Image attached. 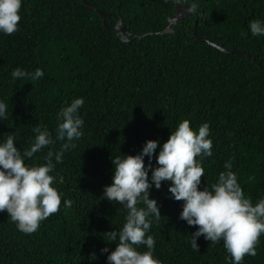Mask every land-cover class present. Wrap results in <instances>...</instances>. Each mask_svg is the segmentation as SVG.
<instances>
[{"label": "trees", "instance_id": "16d2710c", "mask_svg": "<svg viewBox=\"0 0 264 264\" xmlns=\"http://www.w3.org/2000/svg\"><path fill=\"white\" fill-rule=\"evenodd\" d=\"M87 1L106 19L84 0H23L18 31L0 33V99L8 105L0 141L13 135L23 151L34 143L36 127L55 138L59 111L85 100L84 134L52 173L64 194L60 210L32 234L0 212V264H108L117 242L106 233L122 228L127 215L124 205L103 196L114 176L112 158L136 155L158 139L151 159L158 166L160 146L185 119L196 130L210 125L213 155L203 158L199 187L215 183L232 160L245 196L253 204L264 199V36L249 29L252 20L264 19V0H196L198 11L176 23L170 21L176 6L192 0ZM18 67L29 75L14 79ZM38 68L44 76L33 80ZM65 142L26 163H46L49 149L59 151ZM170 183L150 189L161 212L148 233L156 240L154 256L161 264H229L223 241L201 236L199 252L192 248L197 226L180 219L184 202L173 198ZM64 199L72 206L65 208ZM256 249L243 264H264V234Z\"/></svg>", "mask_w": 264, "mask_h": 264}, {"label": "clouds", "instance_id": "9594fccd", "mask_svg": "<svg viewBox=\"0 0 264 264\" xmlns=\"http://www.w3.org/2000/svg\"><path fill=\"white\" fill-rule=\"evenodd\" d=\"M22 4L23 0H0V33L11 35L18 31ZM198 8L199 4L192 0L188 11L196 12ZM249 29L252 36H264V19L252 20ZM28 75L19 67L12 72L14 79ZM43 76L44 71L39 68L31 74L33 80ZM84 103V98L78 97L59 111L55 138L47 127H36L34 143L23 151L17 147L13 135L0 141V212L6 210L18 230L24 233H35L42 221L60 210L64 194L58 190L52 173L56 163L62 162L64 151L73 147L72 142L84 134L85 121L80 114ZM7 114L8 105L0 99V120H6ZM57 140L66 142L59 151L49 149L46 163H26ZM158 145V139H149L140 153L112 158L114 176L112 183L104 187L103 196L124 205L127 215L122 228L106 233L107 241L117 242L114 251L109 253L107 247L101 250L109 253L108 264H161L154 256L156 240L148 233L154 220L161 217L157 200L150 198V189L153 185L161 188L164 181H171L169 191L173 198L184 202L180 219L197 226L190 240L195 251L199 252L197 240L203 236L211 244L223 241L231 257L229 264H243L246 255L255 256L256 245L264 234V199L253 204L252 199L245 196L232 170V160L225 162V171L219 173L215 183L203 189L199 187L205 174L203 158L213 155L210 125L204 123L196 130L189 120L180 122L160 146L156 156L158 166L153 167L151 159ZM145 157L149 159L147 166ZM63 206L71 207L72 201L64 199ZM139 245L146 246L147 250L140 251Z\"/></svg>", "mask_w": 264, "mask_h": 264}, {"label": "water", "instance_id": "95a60500", "mask_svg": "<svg viewBox=\"0 0 264 264\" xmlns=\"http://www.w3.org/2000/svg\"><path fill=\"white\" fill-rule=\"evenodd\" d=\"M84 2L91 8L95 9L97 12H99L103 19L105 20L106 19V16L107 14L103 11H100L96 8H94L87 0H84ZM190 16V12L188 11V6L187 5H178L176 6V9H175V12H174V16L170 19L171 23H176L178 22L179 20H182V19H185V18H188ZM120 30L122 33H125V26H124V23L123 22H120ZM217 46V45H215ZM219 49H221L222 51H225V52H234V51H231V50H228V49H225V48H221L219 46H217ZM244 55H247L248 57H250L251 59L253 60H256L251 54L249 53H246V52H240ZM262 69H264L263 66H261Z\"/></svg>", "mask_w": 264, "mask_h": 264}]
</instances>
